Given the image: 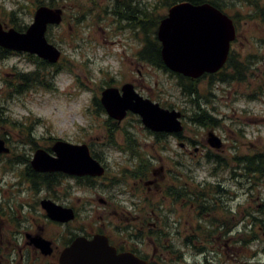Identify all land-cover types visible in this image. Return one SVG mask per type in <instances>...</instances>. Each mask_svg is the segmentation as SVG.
Returning a JSON list of instances; mask_svg holds the SVG:
<instances>
[{"label":"rangeland","instance_id":"obj_1","mask_svg":"<svg viewBox=\"0 0 264 264\" xmlns=\"http://www.w3.org/2000/svg\"><path fill=\"white\" fill-rule=\"evenodd\" d=\"M42 1L0 0V21L5 29L14 27L13 21L27 27ZM125 1L57 0L63 20L49 28L47 38L61 51V58L38 68L46 85L18 79L20 73L37 68V56L12 52L0 59V141L10 149L0 153L2 262L12 264L9 242L17 222H39L47 233L58 236L59 228L46 224L39 201L58 198L59 191L62 204L78 208L71 229L89 234L102 229L116 241L133 231L132 220L139 222L150 213L162 241L156 245L167 254L158 264H264V176L246 173L235 159L264 154V0H259V7L243 0H218L236 23L233 55L251 63L244 81L200 80V102L219 119L213 127L190 121L193 105L175 74L137 59L144 34L121 19ZM161 1L130 4L143 10ZM167 12L166 6L155 9L159 16ZM128 82L144 97L183 112L187 150L179 145L184 138L158 140L132 113L117 123L116 144L110 141L109 117L94 99H100L104 88ZM124 129L136 139L143 157L153 162L143 179L130 176L138 159L128 152ZM209 132L222 139V147L208 144ZM58 139L87 143L99 154L106 172L94 187L81 188L72 177L56 191H46L41 184L33 187L25 173L36 149L51 148ZM156 168L159 173L149 174ZM153 179L155 184L149 185ZM178 186L195 194L191 199L169 196V188ZM216 186L219 191H214ZM201 191L204 195H198ZM100 197L109 205L99 203ZM202 202L210 208L202 210ZM134 228L133 232L139 229L137 224ZM144 236L142 245L152 252L154 245Z\"/></svg>","mask_w":264,"mask_h":264},{"label":"water","instance_id":"obj_2","mask_svg":"<svg viewBox=\"0 0 264 264\" xmlns=\"http://www.w3.org/2000/svg\"><path fill=\"white\" fill-rule=\"evenodd\" d=\"M63 10L47 5L39 6L33 22L25 31L5 29L0 21V47L34 54L44 61L55 64L61 51L47 39L49 25H59ZM156 36L161 42V56L165 67L173 73L198 79L204 74H213L224 67L231 43L236 38L233 19L209 2L195 4L182 1L174 4L161 19ZM100 102L107 115L121 122L129 112L140 117L143 125L156 133H181L182 112L162 107L158 102L141 95L132 83L119 87H106L101 92ZM208 144L219 149L222 140L209 132ZM0 141V153L8 151ZM55 155L44 149L35 153L31 165L40 172H63L73 176H103L106 169L90 151L88 144H74L57 140L51 147ZM104 203L103 198H99ZM42 207L51 219L67 222L75 217L72 208L63 207L44 199ZM44 249L51 251L48 240L34 239ZM39 245V246H40ZM61 264H148L131 252L118 253L110 245L105 234H95L91 239L78 236L63 249Z\"/></svg>","mask_w":264,"mask_h":264},{"label":"trees","instance_id":"obj_3","mask_svg":"<svg viewBox=\"0 0 264 264\" xmlns=\"http://www.w3.org/2000/svg\"><path fill=\"white\" fill-rule=\"evenodd\" d=\"M184 1V0H162L159 4L158 2L154 4L153 9L145 8L141 9L139 6H135L130 4L131 0L125 1L126 10L120 11L121 19H124L128 22V26L135 30L136 33H143L144 36L142 38V46L140 50L137 53V59L140 62L146 63L152 67H155L157 69L164 70L166 72H170L172 74H175L178 79V86L181 89L182 94L188 98L189 102L193 105V112L191 116H189L190 121H193L196 124L202 125V126H208L213 127L217 126L219 124V119L215 116H213L204 106H202L200 102V96H199V82L200 80L206 78L205 76L199 78V79H191L188 77H185L181 74H176L171 71H169L162 60L161 56V43L158 40L156 36L157 27L161 21V19L166 15L159 16L155 14V9L158 8V6H166L171 7L177 2ZM191 1L195 4H199L202 2H210L214 6L221 8V4L218 0H187ZM249 4H254L256 7H259V0H243ZM47 4L51 7H55L57 4V0H44L40 2L38 5H44ZM13 16L14 13L12 12ZM14 22V27L20 31L25 30L26 26L18 25L16 21ZM12 51L5 50L0 47V59L5 57L6 54H10ZM36 62L37 68L28 73H20L18 79L22 81L23 83H29L31 85H46L44 82H42L39 79V67H42L41 65H47V62H44L42 60H39ZM251 61L249 59L247 60H241L237 59L233 52L231 51L229 58L223 67L222 70H220L217 73L214 74H207V78L210 79V81L216 79L218 81H224L226 80H235V81H244L247 78V72L249 70ZM226 76V77H225ZM94 103L99 107V109L104 110L103 106L100 103V100L95 97ZM164 106V105H162ZM166 107V106H164ZM171 108V107H170ZM108 130L110 133V141L115 145L116 141L114 139V134L117 130H119L118 124L116 121L108 118ZM125 133V137L127 140V149L128 152L131 154V156L135 159H138L136 163L134 164V167L131 168L129 171L131 173L132 178H139L143 179L148 173L151 163L148 161L147 157H143L141 154V151L138 148V144L136 139L131 135L130 132L127 130H123ZM166 135L162 133H156L155 137L160 140L164 139ZM177 138H183L182 134H176L174 135ZM93 154L96 158H99L98 154L93 151ZM236 161L238 164L241 165V169H243L246 173H252L253 175H260L264 176V154H254V155H244L241 157L235 156ZM29 180L32 182L33 187L36 188L38 184L44 185L47 188H52V184L54 181L59 182L61 179L62 174L58 175H47V174H40L29 168L28 173L26 174ZM79 185L81 186H94L95 183L98 181L96 179L86 177V178H78ZM179 187V188H178ZM177 188H169V191H172V194L176 193L179 197H185L186 187H180ZM219 186L215 187L214 191H219ZM203 192L198 193V195H204ZM169 194V193H168ZM195 194V191H193L192 195ZM197 195V196H198ZM211 195V194H210ZM199 197V196H198ZM197 198V197H196ZM207 206L204 205V203H201V209L205 210ZM210 208V207H207ZM214 208V207H212ZM264 214V211H263ZM254 220H257V218L254 217Z\"/></svg>","mask_w":264,"mask_h":264},{"label":"flooded vegetation","instance_id":"obj_4","mask_svg":"<svg viewBox=\"0 0 264 264\" xmlns=\"http://www.w3.org/2000/svg\"><path fill=\"white\" fill-rule=\"evenodd\" d=\"M222 6L223 7H221V9L223 11H225V13H227L224 5H222ZM153 134L155 136L156 133H153ZM162 134H165L166 137H174L175 139H177V137L174 136L176 134H169V133H162ZM185 137L186 136L183 137L184 139L181 138V139H183V142H179V145L182 148H186V150H187L188 149L187 148L188 147L187 146L188 140ZM39 149H44L47 152H49L50 154L55 155V153L51 150V148H48V149L38 148V149H36L35 153ZM90 150L93 154V150L91 148H90ZM8 151H10L9 148H8ZM35 153H34V155H35ZM93 156H94V154H93ZM98 156H99V154H98ZM147 158H148V161L151 163V167L153 168V162H152L151 158H149V157H147ZM96 159H98L104 165L102 160H100V156H99V158H96ZM104 167L106 168L105 165H104ZM29 168H31L32 170H34L35 172L40 173V174H47V175L62 174L60 176L61 179L59 182H56V181L53 182L52 188H47L46 186L41 185L42 187H44V189L46 191H53L56 187H59L62 185L63 180L65 178L71 177V175H67L63 172H40V171H36L32 167L31 163L28 166V169H27L25 174L28 173ZM161 171H163L162 167H161ZM159 172H160V168L159 169L156 168V169L151 170L149 172V174H151L152 176H155ZM86 177L96 179L97 181L99 178H101V177H93V176H88V175L87 176H72L75 183H77V186H79L81 188L82 187L83 188L94 187L95 185L94 186H85V187L79 185L78 178H86ZM155 181H156L155 179L149 180L148 184L154 185ZM54 191H56V190H54ZM185 192H186L185 197H188V198L192 197V190L191 189L186 188ZM167 193H169V196H172V197L175 196L176 198H180L176 193L172 194V191H169ZM59 197H60V194L58 191V198L55 196H46V197H44V199H49V200H51V201L55 202L56 204L61 205L63 207L72 208L74 213H75L74 219L67 221V222H59V221H55V220L51 219L50 216L48 215L47 211L42 207V201L44 200L42 198L39 201V203L45 212V216L48 219V222H46V224H49L51 226V228H53V229L59 228V233H57L58 236H54V233L53 234L47 233V231H46L47 227L44 224H40L39 222H36V221L35 222H20V223L17 222V223H15L13 228H11L12 232L10 234V242H9V245H10L9 248L12 250V258H11L12 264H61L60 263L61 252L63 251V249L65 247H67L69 244H71L74 239H76L78 236H86L87 238L90 239L95 234H105L109 238L110 245L116 247L118 253L131 252L132 254H134L139 259L148 262V264H158L161 259L167 258V256H165L167 254L159 252V250L161 251V248L156 245L158 240L161 243H162V241H161V238L159 235L160 231H158V229H154V228H157L158 224H157V222H154L151 220L152 216L150 215V213H146L142 218H140L139 222L138 221L135 222L134 220H132L131 221L132 225L130 227L133 229V231L135 229L134 228L135 224L138 225L139 229L136 232L128 230L126 232L127 236L124 238L123 241H121V240L116 241V240H113L114 238L110 234H108L105 230H102V229H100L99 231H97L93 234H89L87 232H81L80 230L76 231V229L75 230L71 229V224L78 217V213H79L78 208L76 205L62 204L60 202ZM98 201H100L99 198H98ZM179 201H181V200H179ZM108 203H110V202L105 199V202L101 203V204L108 206L109 205ZM147 226L151 227V228H149L148 231H146ZM145 234L148 235L146 237L152 243V246L154 245V250H152V252H149V251L147 252V250H145L144 246L142 245V243L145 241V239H144ZM143 236H144V238H143ZM40 237L50 241L49 242L50 243L49 248L51 249L50 252L45 253V251L41 247V245L34 241V239L36 240V239H39ZM153 238H155L156 241ZM0 251H1V248H0ZM2 261H3V253L0 252V264H4ZM10 263H11V261H10ZM10 263H8V264H10Z\"/></svg>","mask_w":264,"mask_h":264}]
</instances>
